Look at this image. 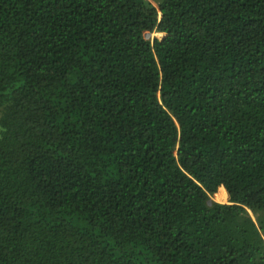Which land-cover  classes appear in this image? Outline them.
<instances>
[{
	"label": "trees",
	"instance_id": "obj_1",
	"mask_svg": "<svg viewBox=\"0 0 264 264\" xmlns=\"http://www.w3.org/2000/svg\"><path fill=\"white\" fill-rule=\"evenodd\" d=\"M0 264H264V0H0Z\"/></svg>",
	"mask_w": 264,
	"mask_h": 264
},
{
	"label": "rangeland",
	"instance_id": "obj_2",
	"mask_svg": "<svg viewBox=\"0 0 264 264\" xmlns=\"http://www.w3.org/2000/svg\"><path fill=\"white\" fill-rule=\"evenodd\" d=\"M154 4H157L160 0H151ZM164 34H160L159 32H153L149 35V37L151 38V40H154V38H162ZM211 199L217 201V202H220L216 199V197H212ZM229 196H228V199H224V202H220V203H228L229 201ZM249 213L251 214V216L256 220V216L254 215V213L249 210Z\"/></svg>",
	"mask_w": 264,
	"mask_h": 264
},
{
	"label": "water",
	"instance_id": "obj_3",
	"mask_svg": "<svg viewBox=\"0 0 264 264\" xmlns=\"http://www.w3.org/2000/svg\"><path fill=\"white\" fill-rule=\"evenodd\" d=\"M151 33H148L147 35L149 36ZM163 37V36H162ZM213 199H210V203L212 202Z\"/></svg>",
	"mask_w": 264,
	"mask_h": 264
}]
</instances>
